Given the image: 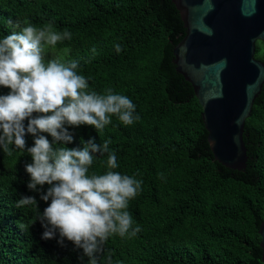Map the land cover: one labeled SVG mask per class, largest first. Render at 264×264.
I'll use <instances>...</instances> for the list:
<instances>
[{
	"label": "trees",
	"instance_id": "1",
	"mask_svg": "<svg viewBox=\"0 0 264 264\" xmlns=\"http://www.w3.org/2000/svg\"><path fill=\"white\" fill-rule=\"evenodd\" d=\"M184 33L171 0H0V264H261L264 85L228 169ZM35 34L62 58L30 68Z\"/></svg>",
	"mask_w": 264,
	"mask_h": 264
},
{
	"label": "water",
	"instance_id": "2",
	"mask_svg": "<svg viewBox=\"0 0 264 264\" xmlns=\"http://www.w3.org/2000/svg\"><path fill=\"white\" fill-rule=\"evenodd\" d=\"M171 2L185 29L172 48L176 72L191 85L202 109L214 160L243 171L244 123L264 85V63L254 57L256 42H264V0ZM258 233L264 264V212Z\"/></svg>",
	"mask_w": 264,
	"mask_h": 264
},
{
	"label": "rangeland",
	"instance_id": "3",
	"mask_svg": "<svg viewBox=\"0 0 264 264\" xmlns=\"http://www.w3.org/2000/svg\"><path fill=\"white\" fill-rule=\"evenodd\" d=\"M36 37H40L43 41L37 43L34 40V36H31L28 40L27 47L32 50V53L26 55L28 65L30 68H35L39 63L45 61L48 58L60 59L63 56L62 52H56L50 48V39L42 34H35Z\"/></svg>",
	"mask_w": 264,
	"mask_h": 264
}]
</instances>
